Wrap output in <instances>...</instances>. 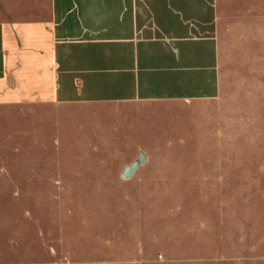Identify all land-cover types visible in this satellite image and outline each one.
I'll return each mask as SVG.
<instances>
[{
	"label": "rangeland",
	"instance_id": "rangeland-1",
	"mask_svg": "<svg viewBox=\"0 0 264 264\" xmlns=\"http://www.w3.org/2000/svg\"><path fill=\"white\" fill-rule=\"evenodd\" d=\"M235 40L217 98L70 109L55 159L0 161V264H264V19Z\"/></svg>",
	"mask_w": 264,
	"mask_h": 264
},
{
	"label": "crops",
	"instance_id": "crops-1",
	"mask_svg": "<svg viewBox=\"0 0 264 264\" xmlns=\"http://www.w3.org/2000/svg\"><path fill=\"white\" fill-rule=\"evenodd\" d=\"M259 19L264 0H0V161L55 159L70 109L217 98L223 45Z\"/></svg>",
	"mask_w": 264,
	"mask_h": 264
},
{
	"label": "water",
	"instance_id": "water-1",
	"mask_svg": "<svg viewBox=\"0 0 264 264\" xmlns=\"http://www.w3.org/2000/svg\"><path fill=\"white\" fill-rule=\"evenodd\" d=\"M138 166V162L132 163L123 173V177L129 178L132 176V174L135 172L136 168Z\"/></svg>",
	"mask_w": 264,
	"mask_h": 264
}]
</instances>
